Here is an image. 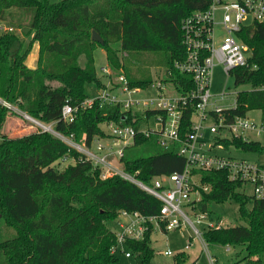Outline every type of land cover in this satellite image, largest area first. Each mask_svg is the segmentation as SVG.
<instances>
[{"label":"trees","instance_id":"16d2710c","mask_svg":"<svg viewBox=\"0 0 264 264\" xmlns=\"http://www.w3.org/2000/svg\"><path fill=\"white\" fill-rule=\"evenodd\" d=\"M211 2L0 0V26L12 9L30 15L23 35L28 41L13 32V27L12 32L0 30V97L43 123H54L57 132L73 136L78 144L90 145L96 137L106 138L101 125L123 118L118 107L101 110L94 105L80 110L72 123L61 120L65 104L78 106L90 97L87 85L96 90L105 86L95 67L96 45L106 50L107 62L115 72L130 62L128 56L161 54L159 62L170 73L166 76L176 85L192 89V77L174 68L187 55L181 23L193 12L208 9ZM94 31L103 38V44L92 40ZM239 36L252 49L250 63L257 69L233 70L236 86L247 85L253 90L238 92L237 107L230 115L246 116L258 110L264 123V22L245 27ZM36 42L38 63L31 69L26 59ZM135 75L126 74L133 87L147 88L153 81L149 76ZM191 114L190 109L185 113L182 138L192 132ZM11 115L16 114L0 105V264L114 263L111 250L116 238L109 225L116 220L118 211L154 216L159 214L162 202L121 176L103 179L99 168L49 132L5 136L2 129ZM131 119L130 116L127 123ZM133 124L140 126L139 122ZM217 145L264 153L259 142L242 138L219 139ZM64 157L74 163L62 170L55 168L53 164ZM121 162L125 172L147 184L155 177L182 172L186 165L174 148L162 149L154 137L143 136L125 148ZM197 175L202 184L211 187L209 193H203L202 211H209L213 204L233 201L244 223L209 230L204 233L205 241L209 245L240 247L238 259L231 264H264V200L241 193L240 184L229 181L226 171H198ZM1 222L15 235L9 237ZM152 233L150 230L143 240L127 243L137 264L153 262ZM173 264L194 261L182 252L175 256Z\"/></svg>","mask_w":264,"mask_h":264},{"label":"built area","instance_id":"2783aa9c","mask_svg":"<svg viewBox=\"0 0 264 264\" xmlns=\"http://www.w3.org/2000/svg\"><path fill=\"white\" fill-rule=\"evenodd\" d=\"M211 1L208 9L193 12L181 23L182 44L187 55L174 68L182 74L190 75L194 88L186 89L176 85L166 76L170 73L165 70L163 78L152 81L148 86L155 90L154 94L149 95L146 92L148 87H133L123 72L113 75L109 67L105 66L101 68L106 77L103 88L97 89L93 96L78 106L70 103L63 106L61 120L66 123L74 122L80 110L94 105H98L101 110L120 108V113L124 115L120 121L112 120L102 124L107 129H102L106 138L96 137L90 145L86 142L78 144L74 142L73 136L68 138L57 132L54 123H43L0 97L1 106L31 122L38 131L49 132L77 150L101 170L103 179L121 176L162 202L159 214L154 216L125 209L118 211L113 229L116 244L111 250L115 255L121 249L126 257H131L130 251H125L128 249L127 243L143 240L157 226L164 233L190 229L184 252L198 243L208 264H217L216 257L204 239V233L233 226L225 225L222 219L214 218L209 211H202L203 193H209L211 187L202 184L198 171H226L229 181L240 184L241 193L248 195L246 189L250 187L251 197L264 200V165L212 151L214 147L220 146L217 145L219 139L247 140L244 138L246 132H264V125L252 121L248 114L230 115V111L237 107V95L231 106L222 107L212 93L213 74L217 65L222 66L227 77L238 68L257 69L256 64L250 63L252 49L243 42L239 33L254 22H264V0ZM0 30L12 32L13 28L2 25ZM261 89L264 90V87ZM229 94L234 93L223 89L218 96L223 100ZM189 109L192 111V132L182 138L180 131ZM130 116L131 123H127ZM136 122L140 123L139 128L134 126ZM206 135L213 136L210 142ZM140 136L154 137L162 149L174 148L186 162L184 170L155 177L149 184L125 172L121 162L125 148L134 145L135 139ZM83 140H86L85 135ZM110 140L118 141L122 146L115 147ZM68 159L64 157L61 160ZM222 247H225L226 252L231 251L230 246ZM164 254L175 255L171 250ZM194 264H199V258L194 260Z\"/></svg>","mask_w":264,"mask_h":264},{"label":"rangeland","instance_id":"374dc122","mask_svg":"<svg viewBox=\"0 0 264 264\" xmlns=\"http://www.w3.org/2000/svg\"><path fill=\"white\" fill-rule=\"evenodd\" d=\"M62 0H50L51 3H58ZM30 21V15L26 14L23 11L12 9L8 11L6 21L2 22L3 26L13 27L14 31L18 36L28 41V38H24V33L28 30ZM38 43V42H36ZM39 45V44H38ZM115 49H118L117 45H113ZM121 55V53H120ZM39 56V55H38ZM126 58V57H125ZM152 58H155L154 60ZM162 58L161 54L156 56H150L145 54H139L134 56H128V62L125 65L124 69L120 71H114L111 65L107 62L106 50L96 45V49L94 52V60L95 67L97 71L98 78L102 81V83H106V77L102 73V67H109L113 75H116L119 72H123L125 75H133L136 74V78H142L144 76H149L154 82L157 79L163 78L165 73V68L161 64L160 59ZM127 61V60H126ZM81 64H84V59L80 60ZM28 64H31L28 61ZM95 87L93 85H87L86 91L89 96H93L95 93ZM223 89L234 94H229L226 99H221L218 94H220ZM249 89V86L240 85L236 86L235 77L233 75L226 76L222 70L221 65H217L214 69L213 74V85H212V93L216 95L218 99V104L222 107L231 106L233 103V99L236 97L237 93L240 91H244ZM147 94H154L155 90L152 87H148L146 89ZM248 117L255 121L258 125H264L262 121L261 112L258 110L251 111L248 113ZM104 131H107L105 126H102ZM3 134L9 138L21 137L27 135L31 132L38 131V128L33 125L28 120H25L23 117L18 115H11V117L6 121L3 126ZM212 135H206V139L208 142L212 140ZM244 138L248 141H256L259 142L264 147V132L260 134H256L255 132H246L244 134ZM110 139V138H107ZM113 143L115 147L120 148L122 143L118 141H109ZM216 153H219L217 151ZM144 154H147L144 152ZM223 155H231L234 158L238 159H246L252 162H258L259 164L264 165V153L257 152H244L242 150L236 149L234 147H229L228 149L224 148L221 153ZM74 163L71 159L68 160H59L53 164V166L57 169H64L67 165ZM246 193L251 196L252 189L249 187L246 189ZM209 212L214 218L222 219L223 223L228 226H237L244 224L243 221L239 217L238 212V204L235 202H226L224 204H213L209 208ZM117 218V217H116ZM114 222H112L109 227L110 229H114ZM2 230H4L9 237L15 235V231L10 229L8 230L4 224L1 222ZM191 234L190 229H182L176 230L173 232L164 233L157 226L154 228V231L151 235L152 246L155 250V257L153 259L152 264H173L175 256L178 253H182L185 251L186 242ZM231 251L226 252L225 247L219 245H209V250L216 257L217 264H231L235 260H237L236 254L241 251L240 247H230ZM167 250H171L175 255L169 256L165 255L164 252ZM202 247L200 244H196L191 250L185 252V254L190 256V261H193L199 258V264H208L207 258L205 254L201 252ZM128 251V249H125ZM242 257V256H241ZM116 261L114 263L109 264H137L136 258L132 255L131 257H126L124 253H122L121 249L115 255Z\"/></svg>","mask_w":264,"mask_h":264},{"label":"crops","instance_id":"0c3cea01","mask_svg":"<svg viewBox=\"0 0 264 264\" xmlns=\"http://www.w3.org/2000/svg\"><path fill=\"white\" fill-rule=\"evenodd\" d=\"M38 55H39V45L38 43H35L33 45V48L31 50V52L29 53L27 59H26V65L31 68V69H35L37 67V63H38ZM28 61H30L31 64H28ZM96 91V89H95ZM224 147L222 146H217V147H214V149L212 150L213 152H217L219 151V153H221V150L223 151ZM217 153V154H219ZM220 155H223V154H220ZM223 156H226V155H223ZM230 157H232L231 155H228ZM194 261V260H193Z\"/></svg>","mask_w":264,"mask_h":264},{"label":"water","instance_id":"95a60500","mask_svg":"<svg viewBox=\"0 0 264 264\" xmlns=\"http://www.w3.org/2000/svg\"><path fill=\"white\" fill-rule=\"evenodd\" d=\"M92 40L100 44H103V38L95 31L93 32Z\"/></svg>","mask_w":264,"mask_h":264}]
</instances>
